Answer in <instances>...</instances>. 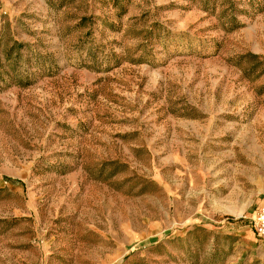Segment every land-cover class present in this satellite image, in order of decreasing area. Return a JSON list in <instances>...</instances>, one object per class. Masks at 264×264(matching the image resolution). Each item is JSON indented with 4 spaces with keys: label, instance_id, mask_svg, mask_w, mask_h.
I'll list each match as a JSON object with an SVG mask.
<instances>
[{
    "label": "rangeland",
    "instance_id": "374dc122",
    "mask_svg": "<svg viewBox=\"0 0 264 264\" xmlns=\"http://www.w3.org/2000/svg\"><path fill=\"white\" fill-rule=\"evenodd\" d=\"M262 206L264 0H0V264H264Z\"/></svg>",
    "mask_w": 264,
    "mask_h": 264
},
{
    "label": "built area",
    "instance_id": "2783aa9c",
    "mask_svg": "<svg viewBox=\"0 0 264 264\" xmlns=\"http://www.w3.org/2000/svg\"><path fill=\"white\" fill-rule=\"evenodd\" d=\"M254 229L257 237L264 242V206L257 213Z\"/></svg>",
    "mask_w": 264,
    "mask_h": 264
},
{
    "label": "crops",
    "instance_id": "0c3cea01",
    "mask_svg": "<svg viewBox=\"0 0 264 264\" xmlns=\"http://www.w3.org/2000/svg\"><path fill=\"white\" fill-rule=\"evenodd\" d=\"M255 236V235H254ZM255 238H256V236H255ZM259 242H262V243H264L263 241H261L260 239L258 240Z\"/></svg>",
    "mask_w": 264,
    "mask_h": 264
}]
</instances>
